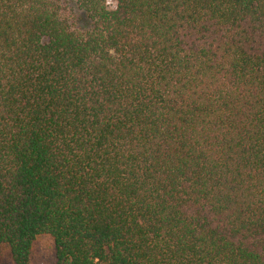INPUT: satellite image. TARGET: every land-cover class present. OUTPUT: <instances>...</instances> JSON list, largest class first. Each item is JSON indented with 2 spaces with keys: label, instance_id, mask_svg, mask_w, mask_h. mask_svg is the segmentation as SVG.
Wrapping results in <instances>:
<instances>
[{
  "label": "trees",
  "instance_id": "1",
  "mask_svg": "<svg viewBox=\"0 0 264 264\" xmlns=\"http://www.w3.org/2000/svg\"><path fill=\"white\" fill-rule=\"evenodd\" d=\"M264 264V0H0V246L34 264Z\"/></svg>",
  "mask_w": 264,
  "mask_h": 264
},
{
  "label": "rangeland",
  "instance_id": "2",
  "mask_svg": "<svg viewBox=\"0 0 264 264\" xmlns=\"http://www.w3.org/2000/svg\"><path fill=\"white\" fill-rule=\"evenodd\" d=\"M31 260L34 264H55L54 245L52 239L43 235L34 242ZM0 264H14L9 250L0 246Z\"/></svg>",
  "mask_w": 264,
  "mask_h": 264
}]
</instances>
